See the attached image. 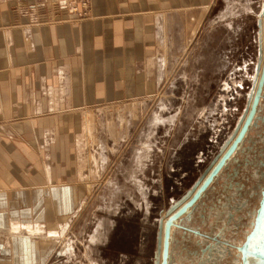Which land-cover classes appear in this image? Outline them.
Segmentation results:
<instances>
[{"label":"crops","instance_id":"0c3cea01","mask_svg":"<svg viewBox=\"0 0 264 264\" xmlns=\"http://www.w3.org/2000/svg\"><path fill=\"white\" fill-rule=\"evenodd\" d=\"M219 1L91 0L78 19L64 0H0V264L47 263L33 240L59 236L84 195L83 127L152 97Z\"/></svg>","mask_w":264,"mask_h":264},{"label":"rangeland","instance_id":"374dc122","mask_svg":"<svg viewBox=\"0 0 264 264\" xmlns=\"http://www.w3.org/2000/svg\"><path fill=\"white\" fill-rule=\"evenodd\" d=\"M263 6L220 0L201 44L166 63L152 97L94 112L83 127L90 135L79 144V174L70 180L86 187L84 195L63 232L48 222L46 230L59 236L32 239L47 251L46 264H154L160 219L193 188L249 108L264 54Z\"/></svg>","mask_w":264,"mask_h":264},{"label":"flooded vegetation","instance_id":"af4514ba","mask_svg":"<svg viewBox=\"0 0 264 264\" xmlns=\"http://www.w3.org/2000/svg\"><path fill=\"white\" fill-rule=\"evenodd\" d=\"M263 30L264 25V46ZM263 58L264 54L260 73ZM263 199L264 88L239 150L182 218L179 227L172 228L169 264H243L242 248L254 229ZM161 244L163 247V238ZM161 253L162 248L160 262ZM157 256L158 248L154 264Z\"/></svg>","mask_w":264,"mask_h":264},{"label":"water","instance_id":"95a60500","mask_svg":"<svg viewBox=\"0 0 264 264\" xmlns=\"http://www.w3.org/2000/svg\"><path fill=\"white\" fill-rule=\"evenodd\" d=\"M264 16V6L263 14ZM259 28H261V19L259 20ZM264 32V30H263ZM264 36V33H263ZM261 51V48H260ZM260 73V65L257 69L256 76L253 82V89L250 95L252 101L247 109L245 116L241 119L240 123L235 129V133L231 135L230 139L222 146L219 154L209 165L205 173L195 183L193 188L189 190L179 201H177L166 213V219H160L159 222V235H158V256L156 264H169V248L171 230L178 228L182 218L188 214L194 207L195 203L203 196L209 186L219 176L222 169H224L230 162L232 156L237 152L244 142V139L249 132L250 125L255 116L262 91L264 88V58L263 65ZM259 76V78H258ZM256 85V86H255ZM255 89V92H254ZM254 92V93H253ZM249 97V98H250ZM163 238V247L161 240ZM161 262L160 259V249ZM243 264H264V199L258 211L256 223L253 231L248 236L246 243L242 248Z\"/></svg>","mask_w":264,"mask_h":264},{"label":"built area","instance_id":"2783aa9c","mask_svg":"<svg viewBox=\"0 0 264 264\" xmlns=\"http://www.w3.org/2000/svg\"><path fill=\"white\" fill-rule=\"evenodd\" d=\"M71 14L78 19L89 17L91 10V0H64Z\"/></svg>","mask_w":264,"mask_h":264}]
</instances>
